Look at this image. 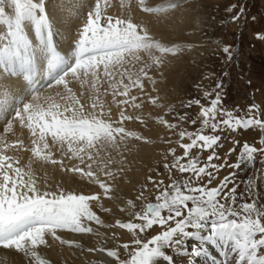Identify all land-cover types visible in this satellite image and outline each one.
<instances>
[{
	"label": "snow or ice",
	"instance_id": "obj_1",
	"mask_svg": "<svg viewBox=\"0 0 264 264\" xmlns=\"http://www.w3.org/2000/svg\"><path fill=\"white\" fill-rule=\"evenodd\" d=\"M138 3L144 12L162 11L148 7L145 0H138ZM236 7L233 4L226 11L232 13ZM244 12V6H240L232 19L239 20ZM0 25L6 27V31H0V126L4 133L0 136V246L23 253L31 258L32 264H48L37 251L39 246L47 244V236L79 248L80 245L72 240H62L57 232L99 235L94 233L89 222L114 226L105 225L92 210L90 202H98L100 196L68 191L61 186L53 189L47 179L43 183L38 181L31 164L27 169L19 166V158L7 153L23 149L24 141L17 139L9 143L6 134L13 132L15 124L28 129L32 155L53 165L59 164L61 170H65L63 159L54 158V151L69 161L79 160V165L84 167L76 165L66 170L99 184L104 195L112 199L110 185L99 178L93 165L105 176L113 177V172L107 169L113 163L109 150L119 151L128 137L144 138L123 126L124 121L133 119L123 107L119 121L105 118L104 105L99 98L86 107L73 91L74 82H79L81 87L91 82L95 89L103 80L114 102L139 108L137 96L131 95V91L137 88L143 92L142 78L151 80L148 74L151 65L142 62V54L158 66L164 62L166 54L179 51V46H165L154 39L146 27L133 23L131 17L122 19L106 15L101 0H95V7L87 12L78 38L67 50H58L54 44L46 0H0ZM32 32L35 40L31 38ZM259 38L264 39V36ZM223 52L231 59L229 47L225 46ZM138 63L141 66L134 72L132 68ZM41 78L47 80L48 88L54 83L62 87L63 92L57 91L55 97L42 95L39 91ZM117 96L123 99L116 101ZM149 99L156 103L154 98ZM203 99L207 105L197 98L183 105L185 108L198 105L199 112L195 116L187 112L178 116L179 121L199 123V127L195 131L178 130L179 139L175 143L183 149L182 155H176L175 147L168 149L174 159L171 164L165 163L164 168L171 182L164 186V181L160 180L156 187L162 191L156 196V202L130 212L134 220L140 222L116 221L115 226L126 229L133 236L131 244L121 246L128 258L122 259L120 253L111 248H89L87 251H106L115 264H177L174 256L166 252L171 249L179 256L189 257L188 264H193L194 258L208 255L207 244L219 242L224 249L222 264H229L231 254H235V264H264V206L254 201L237 203L236 172L229 171L218 179L221 169L243 170L252 166L257 154L264 163V136L258 146L245 141L234 163L229 162V157L236 153V145L240 143L236 137H232L233 146L223 156L219 154L225 147L221 133L255 128L264 133V119L260 118L256 104L250 105L243 116L225 108L219 82L215 89L203 90ZM156 119L169 130L179 127L163 116ZM206 129L212 134H205ZM194 149L200 151L193 152ZM209 150L205 160L202 153ZM172 169L189 175L173 179ZM247 184L250 191L253 181L250 179ZM142 196L143 193L136 199ZM240 196L243 197V193ZM127 203L129 209L136 208L132 200ZM99 207L105 213L112 211L102 204ZM154 225L162 230L147 239L144 234ZM189 240L197 242L191 245L190 251L185 246Z\"/></svg>",
	"mask_w": 264,
	"mask_h": 264
},
{
	"label": "bare ground",
	"instance_id": "obj_2",
	"mask_svg": "<svg viewBox=\"0 0 264 264\" xmlns=\"http://www.w3.org/2000/svg\"><path fill=\"white\" fill-rule=\"evenodd\" d=\"M145 3L148 7L159 8L162 11L154 13L144 12L139 7L138 0H101V6L106 15L122 19L131 17L133 23L146 27L149 34L165 46H179V51L175 54H166L163 57L164 62L158 66L152 64V61L146 55L142 54V62H147L151 65L148 69L151 80L142 78L141 82L144 84L143 92L137 88H133L131 91V95L137 96L136 103L140 104V107L134 108L130 105L121 106L114 102L111 96V90L106 91L108 85L103 80L97 84L95 89L92 87L91 82L85 83L83 87H81L79 82H74L73 87V91L76 92L77 97L86 107L90 106L94 100L99 98L100 102L104 105L106 119L119 121L120 109L123 107L125 113L133 117L131 120L124 121L123 126L128 131L136 132L144 138L137 140L133 137H128L121 143L119 151L109 150L108 155L111 156L113 163L109 164L107 169L113 172V177L105 176L98 171L97 165H93V170L97 171L99 178L110 185L112 191L109 195L113 197L112 199L104 195L103 189L99 187V184L90 183L89 179L81 176L80 173L68 172L66 170L67 167L79 165V160L73 158L69 161L66 156L62 157L59 152L54 151V158L58 160L63 159L65 170H61L59 164L53 165L50 162L39 160L32 155L30 151L32 147L31 134L28 129L20 128L19 124H15L13 132L6 134L9 143L17 139L24 141L23 149L10 150L7 153L19 158V166L27 169V166L31 164L38 181L43 183L47 179V182L53 189L61 186L68 191L77 190L83 194L100 196L98 202H90L92 204V210L96 212L105 225L114 226L104 227L95 222H89V226L93 228L94 233H99V235L57 232V235L62 240H72L80 245L79 248L74 245L61 244L59 240L54 239L52 236H47V244L39 246L37 251L43 259L48 261V264H115L113 258L107 257L106 251L89 252L87 249L111 248L122 253L124 252L121 247L122 242L132 236V233L126 229H120L115 225L117 220L125 221L126 217L130 216L131 209L128 208L127 202L132 200V189L137 182L134 179L137 177L140 178V174H142L139 166L143 165L142 162L146 160V153L153 151V144H161L158 141H155V143L152 140L153 137L158 136L157 133L160 131V126L146 124V122L149 123L150 119L152 122L161 116V113L158 116L156 115L159 110L150 106L151 100L149 98L156 100L161 98L162 100L164 94L163 88L166 86L167 76L169 74H179V69L181 68L180 44L186 35L194 31L193 18L195 17V10L193 9L195 7H193L191 0H145ZM171 4H178V6L172 8L170 7ZM46 5L52 21L54 44L58 50H67L70 45L74 44L75 39L78 38L87 12L95 7V0H46ZM163 9H166V11ZM30 28L31 26L29 25ZM0 31H6V27L0 25ZM31 38L35 40L34 32L31 33ZM155 55L158 56L159 53H155ZM140 66L141 64L138 63L132 70L138 72ZM4 75L7 74L5 73ZM12 79L14 80L15 77L13 76ZM125 83H127L126 79ZM46 84L47 80L41 78L39 91L42 95H52L55 97L57 91L63 92L62 87H57L54 83L52 88H48ZM121 99L123 97H116V101ZM97 111H99V108ZM137 116L140 119H136ZM145 118H147L146 122ZM251 131H249L250 133L244 139L253 140L255 137H258L256 135L254 136V130ZM2 135H4L3 127L0 126V136ZM79 166L84 167V165ZM139 182L140 180L137 183ZM101 204L104 207L112 209V211L108 213L101 211L99 207ZM121 208L126 209V211L121 212ZM212 245H214V249L216 248V253L222 255V251L224 250L223 246L221 245V248L219 242ZM206 247L208 255L196 257V261H193V264H206L204 260L207 263L210 261L211 264H217L212 257V248L210 250L208 245ZM215 259L217 258L215 257ZM231 260L232 262L229 264H235V259ZM0 264H32V260L14 248L5 249L0 246Z\"/></svg>",
	"mask_w": 264,
	"mask_h": 264
},
{
	"label": "rangeland",
	"instance_id": "obj_3",
	"mask_svg": "<svg viewBox=\"0 0 264 264\" xmlns=\"http://www.w3.org/2000/svg\"><path fill=\"white\" fill-rule=\"evenodd\" d=\"M191 1L193 7H195L193 8L195 10V17L193 18L194 31L186 35L180 44L181 68L179 74H169L166 86L163 88V99L158 98V100L155 99V104L150 103L152 108L159 110L157 116L161 113V116L169 123H177L179 127L177 130H169L163 124L158 123L157 119L152 122L150 119L147 123V118H145L147 125L160 126L158 136H152V140L161 144H153V151L146 153V160L142 162L143 165L139 166L143 175L140 174V178L134 179L135 182L139 180L140 182H136L132 189V201L136 208L131 211H140L146 204L156 202V196L162 191V188L158 189L156 187L160 180L164 181V186L171 182L168 178V172L164 168L165 163L171 164L174 159L168 153V149L175 147L176 155H182L183 149L175 143L179 139L178 130L195 131L199 127V123L192 125L187 121H179L178 116L183 115L185 112L195 116L199 112L198 105H193L191 108L183 107L190 99H201V102L207 105L208 102L203 99L204 89H215L216 84L219 82L222 84V102L225 108L234 111L238 116H243L250 105L256 104L260 109V118L264 119V39L259 38L264 36V0ZM233 4L237 7L233 9L232 13L227 12L226 9ZM240 6H244L245 12L239 20H233L232 16L239 11ZM225 46L229 47L232 52L231 59H229L228 54L223 52ZM251 130H254V136L258 137H255V139L249 137L253 140L244 139ZM205 134H212L211 130L206 129ZM221 136L225 144V147L219 150L221 156L229 147L233 146V136L240 141L236 145V153L229 157V162L234 163L242 144L247 141L253 146H258L264 133L258 128L239 129L235 133H232L231 130H225L221 133ZM168 141H171V143H168ZM184 142L189 141L185 140ZM199 151L193 150V152ZM210 151L202 153L205 160ZM182 162H186V160ZM229 171L236 172L234 183L238 188L237 203L254 201L258 206H264V163L261 162L259 154H257L254 164L243 170L221 169L218 179H222ZM188 175V173L182 174L177 172L176 169H172L173 179L187 178ZM250 179L253 184L251 190L248 191L247 182ZM141 193H143V196L140 200H137L136 197ZM240 193H243V197L240 196ZM130 220L140 222L134 220L131 215L122 222L127 223ZM160 230L162 229L159 225H154L153 229L147 230L144 235L147 239H150L152 235L158 234ZM132 239L133 236L129 237L128 240L122 242L121 246L125 243L131 244ZM189 241L185 246L190 251L191 245L197 242ZM207 245L210 250L212 248V257L216 263L221 264L224 261V256L216 253V248H213L212 243ZM166 252L174 256L177 264H188L189 257L179 256L171 249H167ZM119 253L122 258H128L127 253ZM230 258L235 259V254H231ZM231 259L229 263L232 262ZM193 261H196V258ZM204 261L206 264H211L210 261L209 263L206 260Z\"/></svg>",
	"mask_w": 264,
	"mask_h": 264
}]
</instances>
